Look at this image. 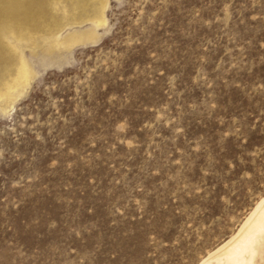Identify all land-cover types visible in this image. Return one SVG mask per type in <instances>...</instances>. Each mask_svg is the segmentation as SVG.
Returning <instances> with one entry per match:
<instances>
[{
	"label": "rangeland",
	"instance_id": "1",
	"mask_svg": "<svg viewBox=\"0 0 264 264\" xmlns=\"http://www.w3.org/2000/svg\"><path fill=\"white\" fill-rule=\"evenodd\" d=\"M94 2L0 0V264H198L264 195V0Z\"/></svg>",
	"mask_w": 264,
	"mask_h": 264
},
{
	"label": "bare ground",
	"instance_id": "2",
	"mask_svg": "<svg viewBox=\"0 0 264 264\" xmlns=\"http://www.w3.org/2000/svg\"><path fill=\"white\" fill-rule=\"evenodd\" d=\"M93 5L97 7L94 16V22L97 25H100L104 22L102 14L104 0H95ZM18 63H20V65L18 66L16 74L12 79V81L15 83H11L14 86L20 80L25 81L28 73L24 63L19 61ZM9 89H11V87L8 88V90ZM5 91L6 90H4V92ZM263 247L264 195L256 202L249 213L244 217V219L236 228L235 232H233L227 239L217 245L213 250L209 251L198 264H260V261L263 260Z\"/></svg>",
	"mask_w": 264,
	"mask_h": 264
},
{
	"label": "water",
	"instance_id": "3",
	"mask_svg": "<svg viewBox=\"0 0 264 264\" xmlns=\"http://www.w3.org/2000/svg\"><path fill=\"white\" fill-rule=\"evenodd\" d=\"M4 30V29H3ZM81 44H83V43H81ZM29 59V58H28ZM27 59V62H29V60ZM49 59H50V57L48 56V55H46V54H42L41 56H38L37 57V62H38V64H40V65H47V64H49ZM30 63V62H29Z\"/></svg>",
	"mask_w": 264,
	"mask_h": 264
}]
</instances>
